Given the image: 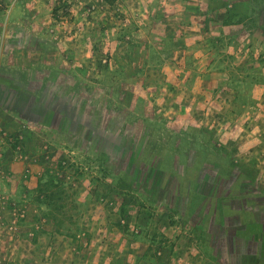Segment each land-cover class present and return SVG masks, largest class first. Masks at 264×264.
Instances as JSON below:
<instances>
[{"label": "rangeland", "instance_id": "rangeland-1", "mask_svg": "<svg viewBox=\"0 0 264 264\" xmlns=\"http://www.w3.org/2000/svg\"><path fill=\"white\" fill-rule=\"evenodd\" d=\"M258 1L0 0V264H240L264 198Z\"/></svg>", "mask_w": 264, "mask_h": 264}, {"label": "flooded vegetation", "instance_id": "flooded-vegetation-1", "mask_svg": "<svg viewBox=\"0 0 264 264\" xmlns=\"http://www.w3.org/2000/svg\"><path fill=\"white\" fill-rule=\"evenodd\" d=\"M251 19L255 28L264 34V0L254 3ZM255 202L259 204L251 207L245 226L236 233L240 264H264V198Z\"/></svg>", "mask_w": 264, "mask_h": 264}, {"label": "trees", "instance_id": "trees-1", "mask_svg": "<svg viewBox=\"0 0 264 264\" xmlns=\"http://www.w3.org/2000/svg\"><path fill=\"white\" fill-rule=\"evenodd\" d=\"M234 16H235V14L233 13V11L228 10L227 8H225V11H224V13L222 14L221 17H225V21H226L227 25L241 24L242 26H244L242 24V21L239 20V19L236 20V18ZM28 157H30V156H28ZM36 160L33 161L32 158H31L30 161L29 160L19 161L18 164L20 166L23 165V167L27 166L26 168L28 170H31L34 173V171H36L35 170L36 167L39 166V164L37 163ZM49 185H55L53 180L49 183ZM48 191H49L48 193L38 195V201H40V202L42 201V203H45L47 205V207H49L50 209L57 208L58 205H59L58 201L61 199V196L59 194H56V192L54 191L53 187L48 189Z\"/></svg>", "mask_w": 264, "mask_h": 264}]
</instances>
